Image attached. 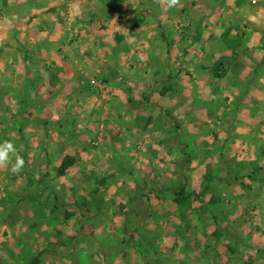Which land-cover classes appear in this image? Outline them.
<instances>
[{
    "label": "crops",
    "instance_id": "crops-1",
    "mask_svg": "<svg viewBox=\"0 0 264 264\" xmlns=\"http://www.w3.org/2000/svg\"><path fill=\"white\" fill-rule=\"evenodd\" d=\"M22 1L10 14L36 13ZM84 1L85 47L0 81V140L25 161L0 166V264H264V0ZM193 243L202 258L185 259Z\"/></svg>",
    "mask_w": 264,
    "mask_h": 264
},
{
    "label": "rangeland",
    "instance_id": "rangeland-1",
    "mask_svg": "<svg viewBox=\"0 0 264 264\" xmlns=\"http://www.w3.org/2000/svg\"><path fill=\"white\" fill-rule=\"evenodd\" d=\"M23 1H22L23 5L26 6V5L34 4L38 8V10L36 11V13L32 15H28L29 17L25 16L20 19L18 17H15L13 14H10V12L12 11L15 12V4L18 3L19 0H0V68L5 67V69L8 70L5 76H3L4 75L3 73H0V81L2 79H7V81H10V82L18 80V81H23L25 83V81H29L27 77L29 75H32V72H31L32 65L47 66V65L56 64V61L53 60V57L50 55L51 53L54 54L57 51L62 54L65 50L71 47V45H75V48H77L78 50L82 49L83 46L85 47V42H83V40L80 41V35H82V32H81L82 25L79 26L78 24H76L73 18L74 16H78L80 11L77 12V14H76V11L78 10V8L80 9L81 5L85 2L84 0L83 1L82 0H77V1L69 0L67 4L64 1L60 0L61 2L60 7H62L64 4L67 6V8H60V10H56L58 9V4H57V7H55L54 0H34V3L29 2V0L27 1L23 0ZM74 1L76 2H75V5L73 6ZM251 2L252 4H256L257 0H251ZM70 5L73 6L72 16L70 12H68V7ZM43 8H46V9H43ZM95 10L94 12H96ZM68 15L71 16V19H69ZM38 16H39V19H37ZM129 19H130L129 17L126 18L124 17V15L120 16V21L121 22L123 21L126 27L128 25L127 23H130L128 21ZM96 26H99V23ZM102 26H103V29H105L104 34L106 35V37L109 36V38L112 39V36H114L112 34L113 32H116V31L112 30V27L109 24L108 25L104 24ZM117 42L118 44L119 43L122 44V42H119V41ZM117 42L116 44L115 42H113L114 45H117ZM104 43L105 41H103L100 37L99 39L95 41L94 45L95 47H99V46L105 47ZM126 45L127 44L125 43V45H123L122 47L125 48ZM62 59H63L61 60L62 62L60 61L61 64L65 61L63 57ZM18 65H21V66L25 65V67L29 68V70L24 69V71L22 70L19 71L17 67ZM92 75H94L93 83L98 87V89L103 90V91L108 90V92H112V93L113 91H115V89L112 88L110 85L109 86L106 85L104 83L106 81L100 79L96 73ZM43 78H44V74L41 73L39 77V81H38L41 83L39 85L41 87L40 99H44L45 96H47L48 94V90L42 89L44 86ZM52 79H53L54 85L56 86V87L54 86L53 89L55 90L54 92L57 94V97H59L61 100L66 99L64 94L69 89L61 85V83L63 82H61V79L59 78L58 75L54 74ZM2 82H5V80ZM97 83L98 84L100 83V84L97 85ZM30 96H31V93H30ZM9 103L10 104L12 103L11 99H9ZM41 103H42V100L40 101V104ZM43 106L44 105H40V110H43ZM18 107H21V106H18ZM13 108H15V106H13ZM24 115L26 114H23L22 117H24ZM218 121L219 120H217L216 125H215V129L217 130L219 127H221V124L223 123V122H220L219 124ZM141 146L142 144L140 145V143L135 144V147L137 148V150L142 149ZM65 162H67V160ZM171 171H172L171 176L175 177L176 170H171ZM172 177L168 176V179L171 180L170 178ZM172 185H173V182H172ZM188 192L190 191L189 190L185 191L184 189L180 190V193H183L182 196L185 197L184 198L185 200L183 202H185L186 200H189V203L192 206L193 202H191V198H194V200L196 201V204L200 203V205H205L208 203L206 198L202 197L204 196V194H202V196L200 197L196 193L195 194L190 193L193 196L195 195L194 197H192L189 195ZM165 194L166 193L164 192L163 198L168 200L167 195ZM167 194L170 196L171 194L170 190H168ZM193 208H197V207H193ZM171 217H172L171 220L175 221V218H174L175 216H171ZM74 218L75 217H73L72 219ZM178 218H181V217H178ZM11 219L12 220L9 221V223L11 222L15 226L16 219L14 217H11ZM194 219H197V221H201V223L203 224L207 223V219L203 216H198V217H195ZM190 221L191 220L190 218H188L187 215L184 216V219H183L184 224H190L191 223ZM169 223H170V220H169ZM171 235L172 236L174 235L173 237H175V233ZM191 236H193L192 233H188V232L179 233V238L181 237V239L183 240L185 244L190 242ZM196 236L199 237L201 244H206V242L208 241L207 233H200V235L198 234ZM175 240H176V237H175ZM194 247L196 249H194ZM198 253H201L199 246L197 248L196 245L193 243L192 248L185 247L184 249L185 257L184 258L185 259L193 258V260L197 259V256H201L202 258V255H199ZM198 260H199V257H198ZM172 263L174 264V262ZM188 263L190 264V262Z\"/></svg>",
    "mask_w": 264,
    "mask_h": 264
},
{
    "label": "clouds",
    "instance_id": "clouds-1",
    "mask_svg": "<svg viewBox=\"0 0 264 264\" xmlns=\"http://www.w3.org/2000/svg\"><path fill=\"white\" fill-rule=\"evenodd\" d=\"M177 2L178 0H167L168 7H174ZM19 151L20 149L11 140H0V166H8L9 171L14 175L20 173L25 165Z\"/></svg>",
    "mask_w": 264,
    "mask_h": 264
},
{
    "label": "trees",
    "instance_id": "trees-1",
    "mask_svg": "<svg viewBox=\"0 0 264 264\" xmlns=\"http://www.w3.org/2000/svg\"><path fill=\"white\" fill-rule=\"evenodd\" d=\"M65 164H66V162H65ZM65 164L63 166H66ZM63 169H64V167L61 169V171H63Z\"/></svg>",
    "mask_w": 264,
    "mask_h": 264
}]
</instances>
